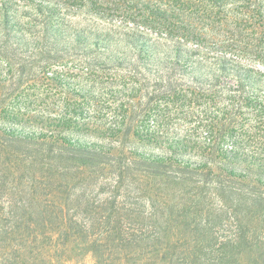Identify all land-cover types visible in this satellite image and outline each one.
Wrapping results in <instances>:
<instances>
[{
	"label": "rangeland",
	"instance_id": "1",
	"mask_svg": "<svg viewBox=\"0 0 264 264\" xmlns=\"http://www.w3.org/2000/svg\"><path fill=\"white\" fill-rule=\"evenodd\" d=\"M0 264H264V0H0Z\"/></svg>",
	"mask_w": 264,
	"mask_h": 264
},
{
	"label": "trees",
	"instance_id": "2",
	"mask_svg": "<svg viewBox=\"0 0 264 264\" xmlns=\"http://www.w3.org/2000/svg\"><path fill=\"white\" fill-rule=\"evenodd\" d=\"M28 141H30V140H28ZM97 157H98V155L95 154V153H92V152L91 153L87 152L85 154L75 153V154L69 155L67 158L64 159V161H66V163H68V164H73L76 169H81L82 167H85V166H88V165L90 166V162H89L88 159H96ZM27 159H29L31 161L30 162L26 161L27 165L24 166L25 167L24 168V170H25L24 172L31 171L32 168L30 166H32L33 168L36 167V163H35V161H34V163L32 162V158L31 157H29ZM60 160H62V158L59 159V160H55V161L51 160L50 161L51 162V167H54L55 164H60L61 163ZM22 161L23 160H21V162ZM22 163L26 164L25 161H23ZM42 171H43V168H41V171H40L41 174H37L39 172H32L30 180L33 183L38 180L39 182H41L40 184H42L40 188L45 190L46 188L51 187L52 182L48 178L49 174H47V171L46 172H42ZM44 174H46V175H44ZM42 203H44V202H42ZM41 207L44 210H46L45 212H42V208L40 209L39 213L42 212L41 216H43V213L47 215L51 211V207H49L50 211L48 210L47 206H41ZM54 210H55V207H53V211ZM26 211H28V210L26 209ZM60 211H61V214L64 213V209L61 208ZM41 221H42L41 224H42L43 229H47V225H48L49 221L45 220L44 218L41 219ZM20 226H21L20 229H22L26 233H35V229L34 228H36V227H33V226H35V224H34V222H32L31 218L30 219L29 218L23 219ZM13 229H14L13 226L10 227V228H7V230H13ZM27 236H29V235H27Z\"/></svg>",
	"mask_w": 264,
	"mask_h": 264
}]
</instances>
